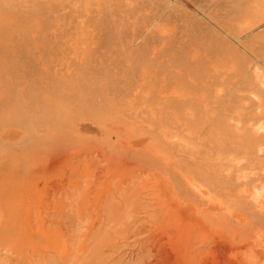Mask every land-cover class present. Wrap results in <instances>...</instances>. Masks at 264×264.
Wrapping results in <instances>:
<instances>
[{
    "label": "bare ground",
    "instance_id": "1",
    "mask_svg": "<svg viewBox=\"0 0 264 264\" xmlns=\"http://www.w3.org/2000/svg\"><path fill=\"white\" fill-rule=\"evenodd\" d=\"M182 2L0 0V25H18L24 36L55 32L64 11L80 25L97 12L121 27L139 9L151 12L129 45L137 55L130 89L119 92L115 75L95 78L85 69L57 86L14 91L9 73L0 71V168L16 166L25 176L32 153L43 149L46 167L91 158L103 171L131 172L115 193L126 211L148 203L141 204L157 222L152 253L163 262L264 264V0H223L220 19L199 12L212 28H228L223 49L217 42L183 55L185 75L162 90L140 85L155 66L134 48L166 31L163 22ZM127 183L131 188L123 190ZM65 249L67 256L69 243Z\"/></svg>",
    "mask_w": 264,
    "mask_h": 264
},
{
    "label": "rangeland",
    "instance_id": "2",
    "mask_svg": "<svg viewBox=\"0 0 264 264\" xmlns=\"http://www.w3.org/2000/svg\"><path fill=\"white\" fill-rule=\"evenodd\" d=\"M182 1L186 5L182 2L176 6L163 22L167 32H154L134 48L136 54L155 66L151 69L152 79H140V85L148 82L156 86L154 89L162 90L185 75L183 55L196 51L198 46L209 50L217 42V48L223 49L226 25H218L219 32L199 15L207 11L220 19L223 0ZM150 15L148 8L139 9L125 17V25L121 27L108 15L97 12L86 15L85 23L80 25L77 16L64 11L56 33L51 28L31 36H24L16 28L18 25L4 22L7 26L0 25V71L9 73L14 91L18 88L16 91L22 92L75 80L85 69L95 78L109 72L118 79L122 92L136 84L137 78L131 75L129 66L137 55H130L129 45L133 35L141 32L145 16ZM43 151L32 153L25 176L16 172V166L0 168L3 262L166 264L156 252L152 253L151 239L157 222L149 217L154 213L142 205L148 203L142 200L126 211L123 198L115 193L119 179L130 181L131 172L103 171L104 165L97 166L91 158H79L67 164L56 160L46 167L50 156ZM129 188L127 183L122 189ZM112 193L116 197L111 199ZM66 243L71 248L67 256Z\"/></svg>",
    "mask_w": 264,
    "mask_h": 264
}]
</instances>
